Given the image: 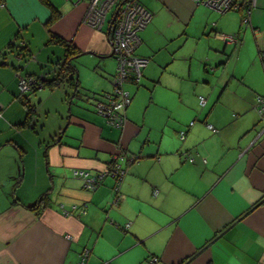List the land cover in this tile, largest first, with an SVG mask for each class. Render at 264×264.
<instances>
[{
    "label": "crops",
    "instance_id": "1",
    "mask_svg": "<svg viewBox=\"0 0 264 264\" xmlns=\"http://www.w3.org/2000/svg\"><path fill=\"white\" fill-rule=\"evenodd\" d=\"M46 1L50 24L43 0H0V264H77L83 249L84 264H264V0L144 4L134 53L148 62L123 85L121 127L94 105L113 88L109 19L96 29L85 2ZM57 38L79 51L78 94L46 83ZM114 161L118 191L110 175L85 189L72 173Z\"/></svg>",
    "mask_w": 264,
    "mask_h": 264
},
{
    "label": "built area",
    "instance_id": "2",
    "mask_svg": "<svg viewBox=\"0 0 264 264\" xmlns=\"http://www.w3.org/2000/svg\"><path fill=\"white\" fill-rule=\"evenodd\" d=\"M74 4L85 2L83 22L96 29H101L107 19V14L113 9L108 22L110 24L109 41L111 50L116 60L115 72L112 76V91L105 93L101 99L94 102L96 111L107 119L108 123L114 127H121L124 123V109L130 103V95L123 85L128 79L137 83L140 80L142 69L146 66L148 58L134 53L135 48L140 42L138 31L143 29L151 19L150 10L139 0H70ZM196 4H204L210 8L225 12L236 9L242 4L250 7L255 0H193ZM242 1V2H241ZM228 39L234 40L233 36ZM33 81L21 78L18 87L21 93L30 89ZM199 102L204 103V98L200 97ZM255 109L258 114H264V94L255 97ZM1 115V114H0ZM192 121L190 122V124ZM214 129L211 124H207ZM185 131L181 130L180 138H183ZM75 177L80 179L81 185L85 189L95 188L105 175L114 178V188L118 191L119 185L125 174L123 169L116 161L111 162L107 168L99 173L90 174L82 168L72 170ZM155 192V191H154ZM127 227V224L125 225ZM88 256V250L83 249L80 253V260L77 264H84ZM151 261H156V257H151Z\"/></svg>",
    "mask_w": 264,
    "mask_h": 264
},
{
    "label": "trees",
    "instance_id": "3",
    "mask_svg": "<svg viewBox=\"0 0 264 264\" xmlns=\"http://www.w3.org/2000/svg\"><path fill=\"white\" fill-rule=\"evenodd\" d=\"M43 2L51 7V4L48 3L46 0H43ZM58 16L59 15L57 10L51 7V14L47 20V24L52 23L54 20L57 19ZM56 41L62 43L65 46L64 47L65 54L56 63L54 75L49 80H47L46 83H48L51 87L64 84L65 86H67V88H69L70 94L73 95L78 94V79L76 77V69L74 65L71 63V56L78 54L79 51L75 49L74 45L70 43H66L59 38H57ZM32 88H34L33 83L30 89Z\"/></svg>",
    "mask_w": 264,
    "mask_h": 264
},
{
    "label": "rangeland",
    "instance_id": "4",
    "mask_svg": "<svg viewBox=\"0 0 264 264\" xmlns=\"http://www.w3.org/2000/svg\"><path fill=\"white\" fill-rule=\"evenodd\" d=\"M141 3L145 4L147 6V4L150 2L149 0H139ZM113 9L107 14V20L111 17ZM85 56H79L78 59H83ZM105 59H113L111 56L109 57H105ZM116 61V60H115ZM116 64V63H115ZM110 67H112V64L110 65ZM79 75V72H78ZM88 81L92 82L91 77L88 76Z\"/></svg>",
    "mask_w": 264,
    "mask_h": 264
},
{
    "label": "snow or ice",
    "instance_id": "5",
    "mask_svg": "<svg viewBox=\"0 0 264 264\" xmlns=\"http://www.w3.org/2000/svg\"><path fill=\"white\" fill-rule=\"evenodd\" d=\"M20 2H21V3H23V2H24V0H20Z\"/></svg>",
    "mask_w": 264,
    "mask_h": 264
},
{
    "label": "water",
    "instance_id": "6",
    "mask_svg": "<svg viewBox=\"0 0 264 264\" xmlns=\"http://www.w3.org/2000/svg\"><path fill=\"white\" fill-rule=\"evenodd\" d=\"M111 54H113V53L111 52Z\"/></svg>",
    "mask_w": 264,
    "mask_h": 264
}]
</instances>
